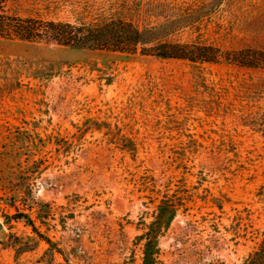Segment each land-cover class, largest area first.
<instances>
[{
  "label": "rangeland",
  "instance_id": "374dc122",
  "mask_svg": "<svg viewBox=\"0 0 264 264\" xmlns=\"http://www.w3.org/2000/svg\"><path fill=\"white\" fill-rule=\"evenodd\" d=\"M200 2L174 38L264 52V0L13 8L144 29ZM0 200V264H243L264 239V66L0 39Z\"/></svg>",
  "mask_w": 264,
  "mask_h": 264
},
{
  "label": "trees",
  "instance_id": "16d2710c",
  "mask_svg": "<svg viewBox=\"0 0 264 264\" xmlns=\"http://www.w3.org/2000/svg\"><path fill=\"white\" fill-rule=\"evenodd\" d=\"M16 0H0V39L29 43H44L59 47L93 52H108L121 56L134 54L158 58L184 59L202 64L224 60L229 63L264 66V52L252 49H222L199 41L174 38L186 30L199 27L210 13L208 2L176 5L171 17L140 29L120 10H100L91 17L74 21L41 19L23 16L13 5ZM126 9H129L125 7ZM118 9V8H117ZM151 251L152 245L148 246ZM144 264H151L149 253ZM243 264H264V239Z\"/></svg>",
  "mask_w": 264,
  "mask_h": 264
},
{
  "label": "built area",
  "instance_id": "2783aa9c",
  "mask_svg": "<svg viewBox=\"0 0 264 264\" xmlns=\"http://www.w3.org/2000/svg\"><path fill=\"white\" fill-rule=\"evenodd\" d=\"M0 207H2V203H1V200H0Z\"/></svg>",
  "mask_w": 264,
  "mask_h": 264
},
{
  "label": "water",
  "instance_id": "95a60500",
  "mask_svg": "<svg viewBox=\"0 0 264 264\" xmlns=\"http://www.w3.org/2000/svg\"><path fill=\"white\" fill-rule=\"evenodd\" d=\"M0 229H1V225H0Z\"/></svg>",
  "mask_w": 264,
  "mask_h": 264
}]
</instances>
